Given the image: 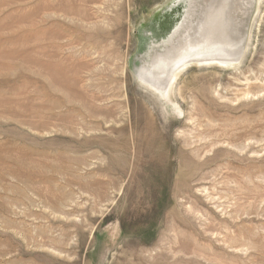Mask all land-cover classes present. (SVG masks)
Wrapping results in <instances>:
<instances>
[{
  "label": "rangeland",
  "instance_id": "obj_1",
  "mask_svg": "<svg viewBox=\"0 0 264 264\" xmlns=\"http://www.w3.org/2000/svg\"><path fill=\"white\" fill-rule=\"evenodd\" d=\"M228 6L231 63L159 93L206 0H0V264H264V0Z\"/></svg>",
  "mask_w": 264,
  "mask_h": 264
},
{
  "label": "bare ground",
  "instance_id": "obj_2",
  "mask_svg": "<svg viewBox=\"0 0 264 264\" xmlns=\"http://www.w3.org/2000/svg\"><path fill=\"white\" fill-rule=\"evenodd\" d=\"M206 2L209 6V9L207 8L206 10L208 14L206 23L197 22L194 25V21L185 18L178 31L172 35L164 49L161 51L156 49L157 52L153 56L151 55L148 67L145 66L144 68L141 66L137 71L140 81L153 90L159 91L167 87L166 85H168L170 79L185 65L193 63L205 65L210 64L212 61V64L216 63L218 66H227L228 63H231V58H227L225 55L220 57L222 49L218 45L220 41L217 34L218 32H222L224 16L229 9L230 0H206ZM238 49H242V47ZM235 63L238 62L235 61Z\"/></svg>",
  "mask_w": 264,
  "mask_h": 264
}]
</instances>
